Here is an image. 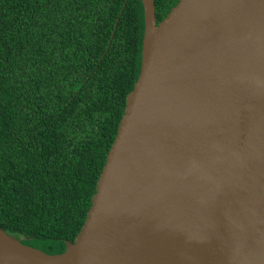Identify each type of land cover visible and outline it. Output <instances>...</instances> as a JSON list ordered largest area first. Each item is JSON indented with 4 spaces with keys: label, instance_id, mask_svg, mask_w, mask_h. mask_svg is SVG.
<instances>
[{
    "label": "water",
    "instance_id": "water-1",
    "mask_svg": "<svg viewBox=\"0 0 264 264\" xmlns=\"http://www.w3.org/2000/svg\"><path fill=\"white\" fill-rule=\"evenodd\" d=\"M141 2V71L83 228L61 254L0 228V264H264V0H179L160 22Z\"/></svg>",
    "mask_w": 264,
    "mask_h": 264
},
{
    "label": "trees",
    "instance_id": "trees-1",
    "mask_svg": "<svg viewBox=\"0 0 264 264\" xmlns=\"http://www.w3.org/2000/svg\"><path fill=\"white\" fill-rule=\"evenodd\" d=\"M178 2L155 0L158 22ZM144 29L141 0H0L9 235L48 254L75 241L141 71Z\"/></svg>",
    "mask_w": 264,
    "mask_h": 264
}]
</instances>
